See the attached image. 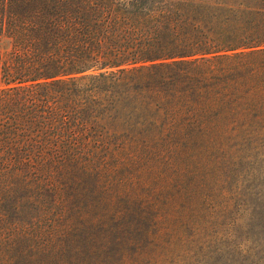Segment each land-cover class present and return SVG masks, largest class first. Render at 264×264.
Masks as SVG:
<instances>
[{
  "label": "trees",
  "instance_id": "obj_1",
  "mask_svg": "<svg viewBox=\"0 0 264 264\" xmlns=\"http://www.w3.org/2000/svg\"><path fill=\"white\" fill-rule=\"evenodd\" d=\"M0 264H264V0H0Z\"/></svg>",
  "mask_w": 264,
  "mask_h": 264
},
{
  "label": "rangeland",
  "instance_id": "obj_2",
  "mask_svg": "<svg viewBox=\"0 0 264 264\" xmlns=\"http://www.w3.org/2000/svg\"><path fill=\"white\" fill-rule=\"evenodd\" d=\"M8 48V43L7 41H2L0 42V51L4 52Z\"/></svg>",
  "mask_w": 264,
  "mask_h": 264
}]
</instances>
